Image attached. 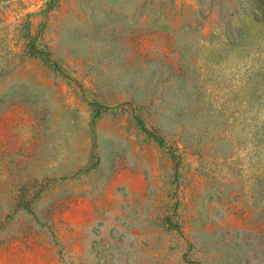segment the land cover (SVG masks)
Masks as SVG:
<instances>
[{
  "label": "rangeland",
  "instance_id": "374dc122",
  "mask_svg": "<svg viewBox=\"0 0 264 264\" xmlns=\"http://www.w3.org/2000/svg\"><path fill=\"white\" fill-rule=\"evenodd\" d=\"M0 264H264V0H0Z\"/></svg>",
  "mask_w": 264,
  "mask_h": 264
}]
</instances>
